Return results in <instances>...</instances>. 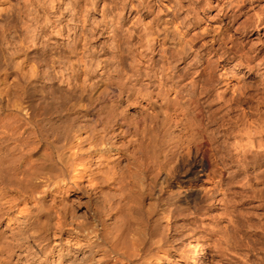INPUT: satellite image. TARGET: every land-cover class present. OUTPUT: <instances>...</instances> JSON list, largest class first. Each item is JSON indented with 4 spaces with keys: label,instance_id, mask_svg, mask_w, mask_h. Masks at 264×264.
I'll return each instance as SVG.
<instances>
[{
    "label": "bare ground",
    "instance_id": "6f19581e",
    "mask_svg": "<svg viewBox=\"0 0 264 264\" xmlns=\"http://www.w3.org/2000/svg\"><path fill=\"white\" fill-rule=\"evenodd\" d=\"M263 35L264 0H0V264H202L181 212L264 203Z\"/></svg>",
    "mask_w": 264,
    "mask_h": 264
},
{
    "label": "rangeland",
    "instance_id": "374dc122",
    "mask_svg": "<svg viewBox=\"0 0 264 264\" xmlns=\"http://www.w3.org/2000/svg\"><path fill=\"white\" fill-rule=\"evenodd\" d=\"M69 18L63 19V25L69 23ZM230 195L228 205L215 200L205 213L181 212V234L176 235L181 255L190 259L197 241L202 264H264V203L251 190Z\"/></svg>",
    "mask_w": 264,
    "mask_h": 264
}]
</instances>
